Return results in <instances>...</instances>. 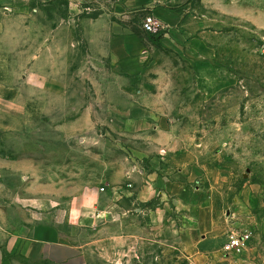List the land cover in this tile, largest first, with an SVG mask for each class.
I'll return each instance as SVG.
<instances>
[{"label":"rangeland","instance_id":"1","mask_svg":"<svg viewBox=\"0 0 264 264\" xmlns=\"http://www.w3.org/2000/svg\"><path fill=\"white\" fill-rule=\"evenodd\" d=\"M242 3L245 11L235 17L204 9L200 0H0L2 151L32 155L38 165L50 166L54 181H90L100 169L98 158L83 155L80 142L64 141L60 124L86 108L99 138L109 139L100 144L129 151L128 128H156L125 126L120 112L128 101L111 87L146 83L164 90L159 109L157 102L149 115L164 118V131L176 136L172 145L182 151L168 164L194 165L190 185L197 197L191 205L169 196L123 204L111 224L83 232L87 264H186L196 255L187 248V231L205 227L210 216L227 222L228 232L252 230L245 258L264 257V0ZM158 5L183 10L182 23L168 40L160 36L167 32L161 23L157 33L132 25L152 65L141 78H120L107 61L110 21L142 23ZM202 43L210 54L204 78L194 62ZM1 179L6 200L19 180ZM12 223L6 222L8 229ZM11 257L17 264H49Z\"/></svg>","mask_w":264,"mask_h":264},{"label":"crops","instance_id":"2","mask_svg":"<svg viewBox=\"0 0 264 264\" xmlns=\"http://www.w3.org/2000/svg\"><path fill=\"white\" fill-rule=\"evenodd\" d=\"M200 3L204 9L213 8L216 12L235 17L240 16L246 7L242 0H200ZM247 7L246 10H249L250 6ZM150 12L167 29V32L160 33L161 37L165 35L164 40H168V32L173 26L182 23L183 10L180 8L158 5ZM132 25L141 29V23L138 22L109 23L107 61L115 74L124 79L135 76L141 78L152 65L144 40ZM193 41L187 39L189 44H194ZM197 45L201 49L198 51L203 54L194 62L198 66V75L204 78L210 71V54L203 52L204 43L202 46ZM111 88L120 89L125 94L122 98L128 101V105L120 112L125 126L144 124L155 126L156 129H142L140 133L138 128H128L129 134L124 135L133 139L132 147L127 151L123 148H108L107 143L105 146L100 144L103 140L109 142V139L99 138L86 108H82L80 117L63 121L59 128L62 139L80 142L83 155L98 158L100 169L92 173L90 181L74 179L68 182L66 178L54 181L49 165H38L32 155L17 158L0 149L1 178L13 176L19 180L15 187L18 191L6 200L0 197V230L6 233L4 239L0 237V264H17L11 257L15 254L29 261L42 259L49 264H87L80 243L83 232L86 229L96 231L111 224L125 210L123 204L131 201L143 204L154 198L163 202L169 196L180 205L182 202L191 205L196 199L197 194L190 185L194 165L179 163L174 167L168 164L170 157H180L181 149L172 145L176 136L168 130L164 131L163 117L158 114V121H155L149 115L157 107V102L159 109L164 90L158 85L146 83ZM106 101L110 102L108 97ZM99 145L102 147L100 153L95 150ZM42 154L45 152L42 151ZM58 154L64 155L61 151ZM96 184L109 189L99 192ZM2 185L1 179V188ZM17 214L20 216L17 217ZM7 221L15 222L10 229L7 228ZM202 225L205 227L187 231V248L196 255H190L186 264H222L219 255L229 229L227 222L210 216ZM202 251L209 252L207 258H200Z\"/></svg>","mask_w":264,"mask_h":264},{"label":"built area","instance_id":"3","mask_svg":"<svg viewBox=\"0 0 264 264\" xmlns=\"http://www.w3.org/2000/svg\"><path fill=\"white\" fill-rule=\"evenodd\" d=\"M141 26L144 30L157 33L161 24L151 15L143 19ZM130 186V184H127ZM99 191H105V187H99ZM252 230L230 231L222 244L221 251L224 254V264H264V257L249 263L245 258V253L249 248V242L252 240Z\"/></svg>","mask_w":264,"mask_h":264}]
</instances>
